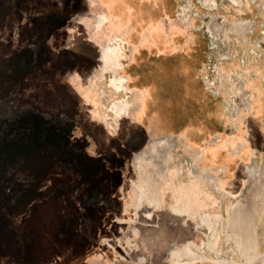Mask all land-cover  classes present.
<instances>
[{"label": "rangeland", "instance_id": "obj_1", "mask_svg": "<svg viewBox=\"0 0 264 264\" xmlns=\"http://www.w3.org/2000/svg\"><path fill=\"white\" fill-rule=\"evenodd\" d=\"M104 16L101 0H0V264H264V187L239 202L189 177L203 170L174 142L149 146L140 97L117 86L132 47ZM167 154L185 184L157 180Z\"/></svg>", "mask_w": 264, "mask_h": 264}, {"label": "crops", "instance_id": "obj_2", "mask_svg": "<svg viewBox=\"0 0 264 264\" xmlns=\"http://www.w3.org/2000/svg\"><path fill=\"white\" fill-rule=\"evenodd\" d=\"M101 3L107 10L106 23L119 31L125 30L126 41L132 47L125 85L129 93L141 99L136 123L157 139L149 146L161 140L174 142L179 156L188 157L203 170L198 169V174L193 176L195 167H192L189 177L204 180V184L216 191L222 190V184L228 190L240 188L236 194L239 202H244V188L263 189L264 98L258 99L257 93L259 85L264 86V64L255 62L250 66L254 75L247 84L252 99L249 121L231 120L222 102L203 86L208 57L206 36L190 28L183 29L173 21L165 25V19L173 20L170 16L173 18L176 13L175 0H101ZM250 12L246 8V13ZM229 67L237 68V65ZM149 157L138 155L137 163L141 166ZM168 158L164 181L156 174L164 187L172 183ZM205 172L210 173L207 176L213 182L206 179ZM252 172L258 175L256 179ZM182 175V171L172 172V178H176L173 183L185 184ZM147 199L151 203L157 201L150 194ZM187 201V197L183 198V202ZM175 213L194 218L188 208ZM197 217L202 223L203 218L211 222L222 220L203 211ZM160 237L162 247L166 245L168 251V235L165 237L161 232Z\"/></svg>", "mask_w": 264, "mask_h": 264}, {"label": "built area", "instance_id": "obj_3", "mask_svg": "<svg viewBox=\"0 0 264 264\" xmlns=\"http://www.w3.org/2000/svg\"><path fill=\"white\" fill-rule=\"evenodd\" d=\"M173 20L184 28L203 33L208 57L203 86L222 102L227 117L248 122L252 99L247 84L252 63L264 64V0H175ZM224 3L237 12L233 21L221 13ZM250 8V13H246ZM244 11V14H243ZM237 65V68L229 66ZM249 134L251 129L249 128ZM193 167V166H192Z\"/></svg>", "mask_w": 264, "mask_h": 264}, {"label": "flooded vegetation", "instance_id": "obj_4", "mask_svg": "<svg viewBox=\"0 0 264 264\" xmlns=\"http://www.w3.org/2000/svg\"><path fill=\"white\" fill-rule=\"evenodd\" d=\"M233 2H237V0H231ZM105 20V19H104ZM114 54L116 55V53H113L112 54V51L110 50H107V49H104L103 50V54H102V59L103 61L106 63L110 62L111 60H113V56ZM114 61H115V67H118L119 65V62H118V56H115L114 57ZM113 61V62H114ZM117 86H118V89H121L123 91H127L126 87H125V79L121 78L118 80L117 82ZM128 106L126 104H120L118 105L116 108H115V112H116V115L118 116H121L123 114L126 113V110H127ZM160 145H164L166 148H164L162 151H166L167 153H169L168 151L173 148V145H170L168 144L167 141L163 140L162 142H160ZM146 156V155H145ZM168 158V154L165 155V158L163 160V162H160L156 165V172H157V177L159 178L160 181H164L165 179V171H166V166H165V161L166 159ZM196 170H198L197 168H195ZM199 171V170H198ZM206 175H209L210 173L208 172H205ZM211 176V175H210ZM143 197H148V194L144 193V196ZM143 198L141 197V200ZM140 200V201H141ZM139 201V202H140ZM203 222L206 223V220L204 219Z\"/></svg>", "mask_w": 264, "mask_h": 264}]
</instances>
